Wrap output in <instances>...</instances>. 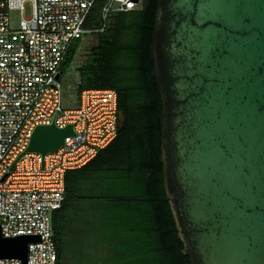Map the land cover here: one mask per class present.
I'll list each match as a JSON object with an SVG mask.
<instances>
[{"label": "water", "instance_id": "obj_1", "mask_svg": "<svg viewBox=\"0 0 264 264\" xmlns=\"http://www.w3.org/2000/svg\"><path fill=\"white\" fill-rule=\"evenodd\" d=\"M149 51L160 180L181 252L189 264H264V0H156ZM122 122L117 110V130ZM71 135L53 118L35 125L16 158ZM38 240L0 235V258L25 264Z\"/></svg>", "mask_w": 264, "mask_h": 264}, {"label": "trees", "instance_id": "obj_2", "mask_svg": "<svg viewBox=\"0 0 264 264\" xmlns=\"http://www.w3.org/2000/svg\"><path fill=\"white\" fill-rule=\"evenodd\" d=\"M105 1L94 0L84 19L85 58L70 100L61 83L63 106L75 107L83 89L110 88L123 122L92 158L64 172L62 201L50 218L55 264H189L160 180V100L149 51L156 0L103 19ZM80 43L67 48L59 80Z\"/></svg>", "mask_w": 264, "mask_h": 264}, {"label": "built area", "instance_id": "obj_3", "mask_svg": "<svg viewBox=\"0 0 264 264\" xmlns=\"http://www.w3.org/2000/svg\"><path fill=\"white\" fill-rule=\"evenodd\" d=\"M94 0H0V235H38L26 246L25 264H55L51 213L60 206L63 176L92 158L116 133V93L80 91L76 106H63L55 76L70 43L88 32L84 19ZM140 0H106L101 17L128 11ZM18 13L15 27L8 12ZM72 124L73 135L52 153L16 155L32 128ZM13 163V168L10 165ZM0 264H21L0 258Z\"/></svg>", "mask_w": 264, "mask_h": 264}, {"label": "rangeland", "instance_id": "obj_4", "mask_svg": "<svg viewBox=\"0 0 264 264\" xmlns=\"http://www.w3.org/2000/svg\"><path fill=\"white\" fill-rule=\"evenodd\" d=\"M140 2L138 3L139 6ZM17 18H18V13L15 10H10L8 12V26L10 28H13L17 24ZM81 43L79 47L77 48L76 55L70 64L69 68L67 69L66 73H64L61 76L60 82L64 84V98L65 100H70L71 98V91H72V86L77 80V70L76 68L79 66V64L84 60L85 58V43L87 42L88 38L85 37L84 35L81 37Z\"/></svg>", "mask_w": 264, "mask_h": 264}]
</instances>
